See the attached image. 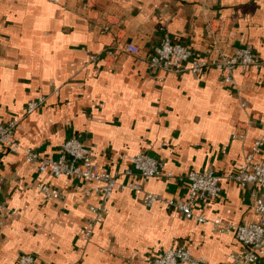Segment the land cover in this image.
Wrapping results in <instances>:
<instances>
[{
	"label": "crops",
	"instance_id": "0c3cea01",
	"mask_svg": "<svg viewBox=\"0 0 264 264\" xmlns=\"http://www.w3.org/2000/svg\"><path fill=\"white\" fill-rule=\"evenodd\" d=\"M169 37L197 57L250 48L264 61V0H0V124L17 121L24 148L57 158L78 137L103 171L123 173L121 155L144 153L176 176L213 171L216 200H199L195 214L249 224L257 220L251 191L228 179L254 142L264 137V66L237 68L234 85L214 69L153 71L132 43L151 53ZM44 97L33 113L29 102ZM241 128L244 136L233 139ZM264 164V146L255 156ZM135 181L139 191L116 190L108 212L85 236L93 184L40 173L22 153L0 160V264L29 254L38 264H150L160 251L185 246L209 264H224L240 244L232 234L184 219L147 193L185 200L186 180ZM45 184L65 193L47 199ZM255 264H264V259Z\"/></svg>",
	"mask_w": 264,
	"mask_h": 264
},
{
	"label": "built area",
	"instance_id": "2783aa9c",
	"mask_svg": "<svg viewBox=\"0 0 264 264\" xmlns=\"http://www.w3.org/2000/svg\"><path fill=\"white\" fill-rule=\"evenodd\" d=\"M58 3V0H52ZM220 43V42H219ZM219 43H214V54L205 57H197L191 49L180 43L173 42L165 36L158 47L151 53H143L136 45L129 43L125 51L134 56H144L149 68L153 71L164 70L169 73L183 71L184 65L193 74H199L208 69H214L221 73L223 81L228 85H234V72L239 68L245 71L249 67L262 68V61L250 48H240L226 52ZM264 48V43H263ZM45 101L44 97H38L28 103V114L37 110ZM17 121L0 124V160L5 152L22 153L28 164H36L40 173H48L54 178H71L78 182L93 184L82 190V194L89 197L92 194L100 196V202L90 206V217L86 224L85 236L88 238L93 233L96 225L101 224L108 212L107 204L113 193L118 191H139L140 186L135 181L121 182V175L133 177L138 175L145 180L163 177L165 179L186 180L188 192L185 200L167 199L158 194L147 193L143 197L146 207L162 205L168 210H174L181 217L193 220L197 223L208 225L217 233L232 234L240 244L238 252H231L228 261L224 264H255L264 259V164L255 162V156L264 146V137L256 140L251 151L246 154L240 163L236 173L229 175L228 179L234 181L242 188L251 191V205L257 220L249 224H237L226 222L221 218L207 219L202 214H195L194 205L199 200H216L221 197L222 187L220 178L211 170L202 172H190L185 176H176L166 171L164 164L156 158L144 153L136 155H121V160L128 164L123 173L103 171L92 150L78 137L65 141L58 152L57 158L43 157L30 148H24L16 140L15 128ZM241 128L233 135V139L244 136ZM36 190L47 199H64L65 193L59 189H53L45 184H37ZM17 264H38L37 259L29 254L21 255ZM150 264H209L204 259L196 257L185 246H179L160 251Z\"/></svg>",
	"mask_w": 264,
	"mask_h": 264
}]
</instances>
